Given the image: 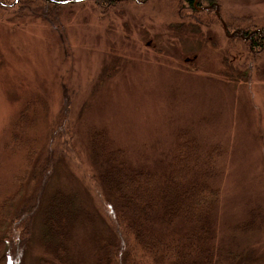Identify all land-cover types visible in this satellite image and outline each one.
Instances as JSON below:
<instances>
[{"label":"rangeland","instance_id":"rangeland-1","mask_svg":"<svg viewBox=\"0 0 264 264\" xmlns=\"http://www.w3.org/2000/svg\"><path fill=\"white\" fill-rule=\"evenodd\" d=\"M220 1L229 18L252 14L264 21V0ZM88 5H73L70 18L53 25L0 13V206L11 197L19 204L32 178L46 165L52 170L28 225L23 264H37L41 255L55 259L42 250L40 236L57 187L83 212L81 219L69 214L80 251L67 264L92 263L117 234L90 190L100 168L90 149L95 132L104 133L110 148L123 149L130 164L159 168L170 160L180 129L203 154L210 147L219 152L213 264H264V55L248 71L243 48L228 46L220 25L184 22L190 31L183 35L158 2L123 5L104 16ZM164 40L160 52L152 47ZM66 109L71 126L54 145L49 127ZM17 121L23 130L13 138ZM3 216L0 210V225ZM19 249H10V264Z\"/></svg>","mask_w":264,"mask_h":264},{"label":"trees","instance_id":"trees-1","mask_svg":"<svg viewBox=\"0 0 264 264\" xmlns=\"http://www.w3.org/2000/svg\"><path fill=\"white\" fill-rule=\"evenodd\" d=\"M87 1L91 10L96 9L103 16L123 5L143 7L158 2L171 11L174 20L171 23L183 35L190 31L185 23L196 27L220 25L226 44L243 48L246 53L243 63H247V70H251L264 55V21L252 14L229 18L222 13L220 0H0V13L9 10L14 17L36 16L53 25L70 18L73 5H84ZM122 23L127 29L128 20ZM138 25L144 32L149 29L143 24ZM162 33L163 30L155 37H163ZM168 35L165 34L164 39ZM167 46L165 40L162 44H152L159 52ZM65 111L57 114L49 127L54 145L63 142L71 126L72 112ZM19 115V119L24 116ZM22 126L17 121L12 127L15 130L13 138L16 133L20 136ZM187 134V130L177 132L173 154L159 168L130 164L123 149L110 148L103 142L107 139L104 133L95 132L89 140L93 156H100L97 160L100 168L92 173L90 187L96 200L94 205L108 226L117 230V234L106 243L103 241L90 264H213L212 212L219 194L213 182L219 171L215 164L218 149L210 147L203 154L195 137ZM50 168L51 165H46L39 176L32 178L23 201L15 204L11 197L0 206L4 213L0 225V264H10V249L16 246L20 249L16 258L12 256L13 264H18L17 258L21 260L26 253L31 234L28 225L29 222L33 224L31 216L51 178ZM49 196L47 207L51 213L42 219L40 244L42 250L46 254L50 251L55 259L41 255L37 264H67L66 258L77 256L80 251L71 240L75 224L70 220L76 216L81 219L83 212L75 204L73 195L62 188L57 187ZM70 213L74 218L69 217ZM12 237H15L14 241ZM21 262L23 264V259Z\"/></svg>","mask_w":264,"mask_h":264},{"label":"water","instance_id":"water-1","mask_svg":"<svg viewBox=\"0 0 264 264\" xmlns=\"http://www.w3.org/2000/svg\"><path fill=\"white\" fill-rule=\"evenodd\" d=\"M63 2H68V1H63ZM215 7H216V9H215V10L217 11V6H215Z\"/></svg>","mask_w":264,"mask_h":264},{"label":"bare ground","instance_id":"bare-ground-1","mask_svg":"<svg viewBox=\"0 0 264 264\" xmlns=\"http://www.w3.org/2000/svg\"><path fill=\"white\" fill-rule=\"evenodd\" d=\"M75 1V0H74Z\"/></svg>","mask_w":264,"mask_h":264}]
</instances>
